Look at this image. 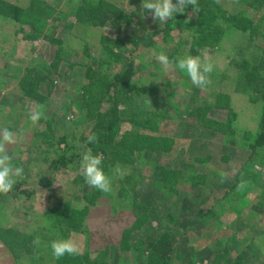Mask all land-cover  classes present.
Here are the masks:
<instances>
[{"label": "rangeland", "instance_id": "rangeland-1", "mask_svg": "<svg viewBox=\"0 0 264 264\" xmlns=\"http://www.w3.org/2000/svg\"><path fill=\"white\" fill-rule=\"evenodd\" d=\"M216 1L221 11L198 3L161 24L143 0H0V129L16 134L7 150L24 170L0 194V264H153L143 250L161 236L173 264H264V146H253L264 101L249 88L264 60V0ZM100 9L127 16L122 36L96 24ZM188 55L213 63L206 90L175 69ZM125 57L135 88L117 92L108 86ZM89 148L109 193L80 171ZM61 238L80 253L55 259Z\"/></svg>", "mask_w": 264, "mask_h": 264}, {"label": "clouds", "instance_id": "clouds-1", "mask_svg": "<svg viewBox=\"0 0 264 264\" xmlns=\"http://www.w3.org/2000/svg\"><path fill=\"white\" fill-rule=\"evenodd\" d=\"M188 6H192L194 11H198V0H143L142 8L146 12L152 13L153 20L159 21L161 24L173 18L174 14H183ZM162 64L163 70L168 72L173 67V62L169 60L166 54L160 53L157 57ZM175 69L187 75L192 85L202 90H206L212 83L210 75L214 70L211 62L202 61L199 56H185L175 61ZM42 117L41 111L33 112L30 120L36 124ZM16 134L7 128L0 129V194L7 195L12 191L17 182V178H22L23 168L14 167L12 157L8 154L7 145L14 144ZM95 138L90 139V143ZM103 158L101 155L93 154L89 148L85 151L80 160V171L83 174L85 182L89 187L95 188L102 193L111 191L112 179L105 174L102 168ZM121 169L119 165L113 169V176H120ZM221 183L225 182L228 174L221 172ZM247 187V182L241 180L237 185V191H243ZM40 241H34L39 244ZM52 255L55 259H60L65 255H78L80 253L79 245L71 238L54 239L50 242Z\"/></svg>", "mask_w": 264, "mask_h": 264}, {"label": "trees", "instance_id": "trees-1", "mask_svg": "<svg viewBox=\"0 0 264 264\" xmlns=\"http://www.w3.org/2000/svg\"><path fill=\"white\" fill-rule=\"evenodd\" d=\"M262 0H251V2H246L242 7L246 4H249L253 8L260 9L262 7L261 4ZM199 4L204 5L205 7L207 5L213 4L215 6V9L217 11H221L222 8L217 4L216 0H198ZM99 13L96 15L97 18V25L100 27H106L108 25H112L116 31H119V34L122 36L123 29L122 25L128 21L127 16L120 15L121 12L113 11V10H106V9H100L98 10ZM246 19V18H245ZM110 43H113L114 46L117 48H121L124 44V41H122L121 38H106ZM128 57V56H127ZM134 72H135V63L133 60H129L126 57L124 58V67L123 72H117L112 79V83H109L110 86L108 88H111L112 86H115L117 89V92L119 89L130 91L135 88L134 85ZM257 82L252 83L249 85V88L258 93L263 97L264 101V60L261 59V71L258 74V77L254 80ZM244 82H241L243 84ZM112 84V85H111ZM248 87V85H247ZM111 90H108V93H110ZM246 92V91H245ZM208 107L210 109V105L208 104ZM118 110V105L116 102H111V107L109 108V118H108V128H112L114 121L116 120V113ZM208 112V109H202L201 111V118L204 121L203 124L208 125V119L207 115L205 113ZM232 112V111H231ZM207 114V113H206ZM207 122V123H205ZM254 148H261L264 146V113L262 114L261 120L258 123V130L256 134V139L253 143ZM50 184V182L47 180L46 177L40 180L41 187H46ZM148 252L149 258L151 263L153 264H173V255L175 251V244L173 243L170 236H161L157 239H151L147 244L143 252ZM231 264H241L239 260H236L235 262Z\"/></svg>", "mask_w": 264, "mask_h": 264}, {"label": "crops", "instance_id": "crops-1", "mask_svg": "<svg viewBox=\"0 0 264 264\" xmlns=\"http://www.w3.org/2000/svg\"><path fill=\"white\" fill-rule=\"evenodd\" d=\"M224 196V195H223Z\"/></svg>", "mask_w": 264, "mask_h": 264}]
</instances>
